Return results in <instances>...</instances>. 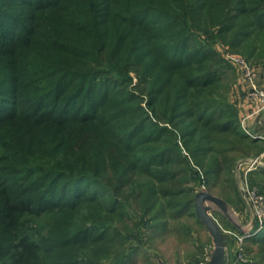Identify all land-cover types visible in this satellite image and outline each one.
<instances>
[{"label":"trees","instance_id":"obj_1","mask_svg":"<svg viewBox=\"0 0 264 264\" xmlns=\"http://www.w3.org/2000/svg\"><path fill=\"white\" fill-rule=\"evenodd\" d=\"M218 44L264 63V0H0V264H150L202 189L243 209L238 164L264 193Z\"/></svg>","mask_w":264,"mask_h":264},{"label":"rangeland","instance_id":"obj_2","mask_svg":"<svg viewBox=\"0 0 264 264\" xmlns=\"http://www.w3.org/2000/svg\"><path fill=\"white\" fill-rule=\"evenodd\" d=\"M219 46V44H218ZM221 50V46L217 47ZM223 50H226L223 48ZM243 57L240 54L233 53ZM245 59V57H243ZM247 60V59H245ZM227 62V61H226ZM251 67L256 68L261 66L264 68V63L262 61L258 62V64H254L251 61L247 60ZM228 63V62H227ZM230 69L227 71L225 76V82L230 85L229 90V101L233 103L238 110L239 118H243L250 112V108H252L251 104L246 100V90L243 87V81L240 77L236 66L228 63ZM244 102L245 109L240 107V104ZM247 104V105H246ZM248 106V107H247ZM252 123L249 124L247 120L244 125L249 128V130L253 134H258L262 138H258L260 140V146H264V112L260 115L255 116L253 118ZM253 124V126H251ZM263 154H259L257 156H253L247 158L245 160L246 163L249 164L252 160H261ZM263 160V159H262ZM264 162V161H263ZM261 161V163H263ZM239 168L243 169L245 164ZM237 165V166H238ZM239 168H237V177L238 180V189L240 192V197L243 200L244 207L243 209H236L234 204L227 202L222 197H216L219 200V204H214L209 201H204L205 208L212 219L216 222L221 232L225 234V261L224 264H236L235 261H232L230 258V245H232L231 250L235 252L236 250H241L244 244L242 242L243 236L241 237L236 233L235 230L225 227L220 224V217L224 216L231 224L235 225L239 229L244 232V236L248 237L249 232H260L264 226V220L260 221L255 214V210L252 207L250 201L248 200L247 194L244 191L247 187L251 190L255 191V194L262 198L264 204V193L260 192L256 186H252L249 182L247 176L243 171V174L240 175L238 173ZM240 169V170H241ZM264 180V179H263ZM203 187H201L202 189ZM200 192H204L202 189ZM206 192V191H205ZM211 195V194H210ZM186 222V220H184ZM189 226H192V230L189 233V237H187L186 241H183L177 236H165L158 237L151 241L149 244L143 246V249L147 251L150 259V264H207L210 256L213 252V240L208 232V230L202 226H196L194 223L191 224V221L186 222ZM183 230V228H182ZM228 255V256H227ZM244 256L239 257L241 260ZM195 259V260H194ZM198 261V262H197ZM138 264H144V262H139Z\"/></svg>","mask_w":264,"mask_h":264},{"label":"built area","instance_id":"obj_3","mask_svg":"<svg viewBox=\"0 0 264 264\" xmlns=\"http://www.w3.org/2000/svg\"><path fill=\"white\" fill-rule=\"evenodd\" d=\"M221 52L225 61L236 66L242 81L249 84V87L246 90V100L252 105V108H250V112L246 116L240 119L241 125L246 134L251 138H262L258 134H253L249 128L244 125L248 118H255V116L264 112V85L258 83L259 73L256 68L251 67L243 57L233 54L228 50H221ZM258 164H261V162L257 159L250 161L246 171L253 169L254 165ZM244 191L246 192L248 200L254 208L258 219L260 221L264 220V204L262 198L258 197L255 194V191L248 187L244 189Z\"/></svg>","mask_w":264,"mask_h":264},{"label":"water","instance_id":"obj_4","mask_svg":"<svg viewBox=\"0 0 264 264\" xmlns=\"http://www.w3.org/2000/svg\"><path fill=\"white\" fill-rule=\"evenodd\" d=\"M237 168H239V165L237 166ZM204 201H209L214 204H219V200L205 191L198 192L194 199L195 214L198 217V219L201 221V223L206 227L213 240L214 249L207 264H224L225 245H224L223 233L221 232L216 222L207 212L205 205L203 203Z\"/></svg>","mask_w":264,"mask_h":264},{"label":"crops","instance_id":"obj_5","mask_svg":"<svg viewBox=\"0 0 264 264\" xmlns=\"http://www.w3.org/2000/svg\"><path fill=\"white\" fill-rule=\"evenodd\" d=\"M256 70H257V72L259 73V80H258V83L264 85V68L261 67V66H258V67H256ZM243 87H244V89H247V88L249 87V84L243 82ZM246 105H247V104H246ZM240 107L245 109V104H244V102H242V103L240 104ZM247 107H248V106H247ZM251 119L254 120L253 117H251V118H248V119H247V122L250 121ZM252 120L249 122V124L252 123ZM251 126H253V124H252Z\"/></svg>","mask_w":264,"mask_h":264}]
</instances>
